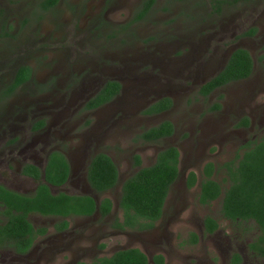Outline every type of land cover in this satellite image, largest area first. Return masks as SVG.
Instances as JSON below:
<instances>
[{"label":"rangeland","instance_id":"obj_1","mask_svg":"<svg viewBox=\"0 0 264 264\" xmlns=\"http://www.w3.org/2000/svg\"><path fill=\"white\" fill-rule=\"evenodd\" d=\"M43 1L0 0V95L18 67L32 69L30 82L5 99L0 96V184L31 192L32 183L15 182L19 167L11 160L36 156L40 161L55 148L72 159L84 152L85 163L95 152L108 153L122 183L139 169L135 156L142 168L149 167L161 149L174 146L180 152V176L162 220L147 232L111 227L120 217V187L100 195L86 180L79 188L69 184L64 188L68 193L91 195L98 202L110 198L112 214L104 220L74 219L68 233H51L50 242L42 241L24 257L0 250V264H76L131 248L144 252L150 264L155 255H162L164 264H233L234 256L240 257L239 264H264L248 248L259 235L253 223L224 219L221 200L209 206L198 201L207 162L223 165L248 141L264 137V0L224 6L219 14L208 0H155L149 15L132 24L145 0H58L47 12L40 8ZM252 29L254 35L243 36ZM235 48L253 57L252 76L208 99L198 97L199 88L224 67ZM108 80L122 84L121 95L85 111L86 102ZM165 97L173 100L170 111L142 115ZM215 102L221 108L207 112ZM244 117L249 127L237 128ZM41 121L44 128L34 133ZM162 121L173 123V137L158 144L136 139ZM190 172L198 178L192 189L186 186ZM206 217L218 224L212 234L205 231ZM30 219L49 229L55 223L38 215Z\"/></svg>","mask_w":264,"mask_h":264},{"label":"trees","instance_id":"obj_2","mask_svg":"<svg viewBox=\"0 0 264 264\" xmlns=\"http://www.w3.org/2000/svg\"><path fill=\"white\" fill-rule=\"evenodd\" d=\"M172 3L180 0H165ZM214 13H221L224 6H234L247 0H208ZM58 0H44L40 4L41 10L49 11L54 8ZM155 0H145L132 21L135 23L149 15ZM255 29L243 34H255ZM254 60L248 50L235 49L229 56L224 67L198 90V97L208 99L214 92L233 83L249 79L254 72ZM32 78V69L22 65L15 72L11 82L2 91L1 97L12 95L18 88ZM122 84L116 80H108L100 90L85 104V111H94L113 102L122 93ZM221 99V97L219 98ZM171 98L165 97L152 103L141 113L152 117L170 110L173 107ZM219 102H215L207 112L220 109ZM43 122L35 126L38 129ZM249 119L244 117L236 125L237 128L249 127ZM175 126L170 121H164L156 126L147 128L137 136L140 142L158 144L175 135ZM180 153L174 146L160 150L155 162L149 167H141L139 156L134 157V165L139 169L121 185L119 196L120 217L114 219L111 227L115 230L147 232L156 228L163 216L165 205L172 186L180 176ZM24 173L38 180L40 172L33 167H27ZM45 182L60 187L69 174L65 159L52 154L45 168ZM222 174L220 181L217 176ZM203 180L200 186L198 201L203 206L221 200V215L224 219L239 224L253 223L259 235L248 245L256 256L264 258V137L255 141H248L232 160L223 165L215 166L206 163L202 171ZM87 181L97 194H105L114 190L118 184V170L112 159L100 153L95 155L87 169ZM197 181L194 172H190L186 179V186L192 189ZM0 203L6 208L7 223L0 224V246L5 243L16 248V252H28L34 235V230L27 217L31 213L41 216L69 217L92 216L99 212L102 219L108 217L113 209L109 198L101 200L99 206L89 195H67L58 193L53 195L47 185L40 183L35 193L30 196L10 192L0 186ZM67 225L63 227L66 228ZM204 227L207 233H214L218 224L210 217H206ZM196 241V236H193ZM153 264H164L162 255L152 258ZM233 264L240 263V257L234 256ZM78 264H150L147 255L138 248L119 250L107 257L97 258L91 263Z\"/></svg>","mask_w":264,"mask_h":264},{"label":"flooded vegetation","instance_id":"obj_3","mask_svg":"<svg viewBox=\"0 0 264 264\" xmlns=\"http://www.w3.org/2000/svg\"><path fill=\"white\" fill-rule=\"evenodd\" d=\"M57 5V4H56ZM55 5V6H56ZM54 6V7H55ZM235 49H238V48H235ZM234 49V50H235ZM245 49V48H243ZM233 50V51H234ZM232 51V52H233ZM231 52V53H232ZM230 53V54H231ZM19 68V67H18ZM17 68V69H18ZM16 69V71H17ZM254 69H255V66H254ZM15 71V72H16ZM15 75V74H14ZM215 76V75H214ZM14 77V76H13ZM32 79V78H31ZM31 81V80H30ZM29 81V82H30ZM28 83V82H27ZM26 83V84H27ZM25 85V84H24ZM23 85V86H24ZM6 88V87H5ZM21 88V87H20ZM19 89V88H18ZM17 89V90H18ZM5 99V98H4ZM117 99V98H116ZM160 100V99H159ZM158 101V100H157ZM156 102V101H155ZM173 102V100H172ZM110 104V103H109ZM174 104V103H173ZM108 105V104H106ZM104 105V106H106ZM151 105V104H150ZM103 106V107H104ZM102 108V107H101ZM100 109V108H99ZM98 110V109H97ZM96 111V110H94ZM170 110H167V111H164L163 113L161 114H164L166 112H168ZM161 114H158V115H161ZM158 115H155V116H158ZM153 117V116H152ZM42 122V121H41ZM41 122H38L37 124H35V126H37L39 123ZM164 122V121H162ZM44 123V122H43ZM172 123V122H171ZM173 124V123H172ZM45 126V123L42 127L38 128V129H34V133L36 132H39L42 128H44ZM176 130V129H175ZM176 133V131H175ZM141 134V133H140ZM55 138H58V136H55ZM61 139H63V137L61 136ZM166 140V139H165ZM43 142V140H41ZM57 141V140H55ZM47 143V141H45ZM177 148V147H176ZM164 149V148H163ZM178 149V148H177ZM162 150V149H161ZM179 150V149H178ZM54 153H57V155L61 156L63 159L66 160L67 164H68V168H69V174L67 176V179L65 181V183L63 185H61L60 187H55V186H52L48 183L45 182V168L47 166V163H48V160L50 159V157L52 156V154ZM100 153H104L106 155H108V153L106 152H95L92 156H89L87 162L85 163V153H80L79 156L75 157L76 159H72L71 157H69V155L62 151L61 149H52L48 152H45L43 154L44 158L42 160L39 161V159L36 157V156H25V157H21V159H17V160H11L12 162H18V167H19V171H18V175L16 176V179H15V182L17 181V179H23V181H25L26 183H32V185L34 186L33 189H31L32 191L31 192H27V191H16L14 189H10L8 187H6L5 185H2L0 184V186H2L3 188H5L6 190L10 191V192H14V193H17L19 195H25V196H30V195H33L37 189V187L40 185V183L44 184V185H47L48 188L50 189V192L55 195V194H58V193H65L67 195H77V194H71V193H68L67 191H64V188L71 184V185H76L78 186L77 188H79L81 186V181H87V169H88V166L90 164V161L91 159L95 156V155H98ZM180 153V152H179ZM111 159L112 157L110 155H108ZM38 159V160H37ZM112 161L114 162V164L116 165L117 167V170H118V184L116 185L115 189L117 187H120L121 189V185L122 183L126 180H124L122 183H120V173H119V169H118V166L117 164L115 163V161L112 159ZM209 163V162H207ZM212 163V162H211ZM42 164V165H41ZM214 164V163H213ZM215 165V164H214ZM180 166V164H179ZM216 167L218 165H215ZM27 167H33L35 169H38L39 172H40V178L38 180L34 179L33 177L27 175L26 173H24V170L27 168ZM204 167V166H203ZM180 170V168H179ZM202 171H203V168H202ZM202 173V172H201ZM197 176V175H196ZM202 176V180H203V175ZM202 180L200 181V186H201V183H202ZM88 183V181H87ZM198 183V178H197V181H196V184L195 186L197 185ZM89 185V183H88ZM194 186V187H195ZM90 187V185H89ZM193 187V188H194ZM91 188V187H90ZM93 190V189H92ZM113 191V190H111ZM111 191H108V192H111ZM107 192V193H108ZM106 194V193H105ZM79 195H85V194H79ZM87 195V194H86ZM103 195V194H102ZM91 196V195H89ZM92 197V196H91ZM105 198H108V197H105ZM95 199V198H94ZM104 199V198H103ZM110 199V198H109ZM102 200V199H101ZM111 200V199H110ZM96 201V200H95ZM101 202V201H100ZM100 202L96 201L97 205L99 206ZM112 204H113V201L111 200ZM203 206V205H202ZM113 207H114V204H113ZM118 208H119V200H118ZM6 208L3 204L0 203V224H6L7 223V216H6ZM112 212H113V209H112ZM111 212V214H112ZM165 212V210H164ZM110 214V215H111ZM32 215H38L40 217H43V218H52L55 220V223L53 224L52 226V229H49L47 228L46 226H35L32 221H31V216ZM109 215V216H110ZM95 217H99L100 220H104L100 217L99 215V212H95L92 216H69V217H65V218H61V217H55V216H41L39 214H36V213H31L28 215L27 219L28 221L31 223L32 227H33V230H34V235H33V240H32V244L28 250V252L26 253H23V254H20V253H17L15 250L16 248L14 246H10L8 244H5L3 243L1 246H0V250H10L12 251L16 256H27L28 254L31 253V251H33V249L35 247L38 246L39 243H41L42 241L44 242H50L53 238H51L50 234L53 233L56 237L57 236H60V235H64L66 233H68L70 230H71V225H72V220L74 219H82V220H87V219H91V218H95ZM64 225H67L66 228L63 227ZM52 230V231H50ZM206 231V230H205ZM101 258V257H99ZM94 261V260H93ZM82 261H79L77 262L76 264L78 263H81ZM92 262V261H91ZM91 262H82V263H91Z\"/></svg>","mask_w":264,"mask_h":264}]
</instances>
